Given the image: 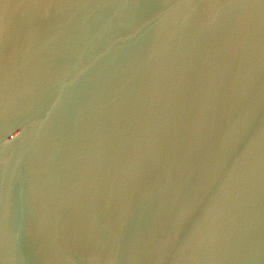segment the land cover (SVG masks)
Segmentation results:
<instances>
[{
	"label": "water",
	"instance_id": "1",
	"mask_svg": "<svg viewBox=\"0 0 264 264\" xmlns=\"http://www.w3.org/2000/svg\"><path fill=\"white\" fill-rule=\"evenodd\" d=\"M0 264H264V0H0Z\"/></svg>",
	"mask_w": 264,
	"mask_h": 264
}]
</instances>
